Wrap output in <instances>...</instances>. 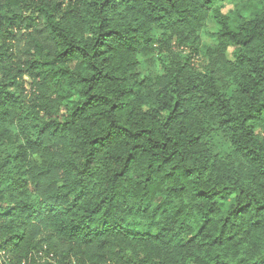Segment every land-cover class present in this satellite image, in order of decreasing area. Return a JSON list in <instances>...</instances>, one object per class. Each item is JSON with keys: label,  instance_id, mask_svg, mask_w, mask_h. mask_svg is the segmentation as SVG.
Segmentation results:
<instances>
[{"label": "trees", "instance_id": "1", "mask_svg": "<svg viewBox=\"0 0 264 264\" xmlns=\"http://www.w3.org/2000/svg\"><path fill=\"white\" fill-rule=\"evenodd\" d=\"M0 264H264V0H0Z\"/></svg>", "mask_w": 264, "mask_h": 264}, {"label": "rangeland", "instance_id": "2", "mask_svg": "<svg viewBox=\"0 0 264 264\" xmlns=\"http://www.w3.org/2000/svg\"><path fill=\"white\" fill-rule=\"evenodd\" d=\"M225 9L229 10L230 6L225 5ZM215 30H216V27L214 26V24L211 21H209L200 36V41H201L202 46H208L214 43L213 40L211 39V33H213ZM26 45H27L26 38L18 40L15 51L17 52L19 57H22V52L26 48ZM141 61L142 63L139 69L141 75L156 76L159 74V66L157 64L156 54H153L152 56L148 58H143ZM194 62H195V65L198 68H200L204 63V59L202 56H198L194 59ZM25 87H26V91L28 95H30L33 92V87L31 86V82L27 78L25 79ZM215 143H216L215 144L216 148H219V149L222 147L225 148L224 140L221 139V137L216 138Z\"/></svg>", "mask_w": 264, "mask_h": 264}]
</instances>
